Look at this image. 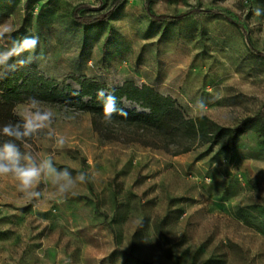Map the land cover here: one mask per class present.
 <instances>
[{
    "label": "rangeland",
    "instance_id": "374dc122",
    "mask_svg": "<svg viewBox=\"0 0 264 264\" xmlns=\"http://www.w3.org/2000/svg\"><path fill=\"white\" fill-rule=\"evenodd\" d=\"M115 4L108 23L80 24ZM4 26L0 52L24 37L39 43L0 71L31 56L59 79L75 72L110 86L151 84L222 127L264 114V0H0ZM40 108L53 110L52 122L22 157L38 167L51 159L74 187L62 195L66 181L42 172L29 200L0 176V264H264L261 124L234 152L209 144L182 152L186 139L166 150L133 126L96 127L89 112ZM17 112L26 114V103Z\"/></svg>",
    "mask_w": 264,
    "mask_h": 264
},
{
    "label": "trees",
    "instance_id": "16d2710c",
    "mask_svg": "<svg viewBox=\"0 0 264 264\" xmlns=\"http://www.w3.org/2000/svg\"><path fill=\"white\" fill-rule=\"evenodd\" d=\"M115 12L116 4L105 13L80 17L78 20L81 25L108 23ZM163 19L157 18L159 21ZM259 56L264 58V55ZM101 89L106 94L114 95L117 109L127 113V116L114 115L109 123L133 126L147 136L150 133L160 139L156 143L145 139L147 145L170 150V140L186 139L189 145L182 152L206 144L221 145L234 152L242 136L258 123L261 124V136L264 137L263 113L248 117L235 127H222L207 115L189 116L177 98L160 92L151 84H139L133 79H127L122 84L110 86L98 77L75 72H69L63 79H59L47 74L34 61H25L24 64L19 62L15 68L0 71V128L7 123L22 125L17 108L31 97L42 103L89 112L98 127V122L104 121L103 102L97 97V92ZM35 136L33 134L24 141H18L0 135V147L12 142L22 152L27 146L35 144ZM137 260L143 264H154Z\"/></svg>",
    "mask_w": 264,
    "mask_h": 264
},
{
    "label": "clouds",
    "instance_id": "9594fccd",
    "mask_svg": "<svg viewBox=\"0 0 264 264\" xmlns=\"http://www.w3.org/2000/svg\"><path fill=\"white\" fill-rule=\"evenodd\" d=\"M261 8L255 9V15L259 16L261 14ZM10 29L7 26L0 28V39H3L5 34L9 33ZM264 39V33L259 36ZM39 41L36 37H24L22 40H17L14 42L13 47L5 52H0V66L7 65L8 61L13 57H18L23 52H33L35 51ZM31 61V56L27 62ZM24 64L25 61H20ZM97 97L103 102V113L104 121L111 122L114 115L119 114L122 116H127V113L122 109H117V100L114 95L106 94L104 90H99L97 92ZM41 101L35 97L29 98L26 102L27 113L21 115L23 121L21 124L7 123L0 128V135L12 138L18 141H24L26 138H30L38 130L49 126L52 122L54 112L51 109L40 108ZM206 108V103L203 100L197 101V109L200 114H203ZM66 140L63 136L57 137V147L62 148ZM21 159L29 161L26 165L21 164ZM47 172L52 174L53 182L59 183L63 180L66 183L60 184L59 192L63 195L70 192L74 187V182L69 178V173L67 170L63 172H58L53 166L51 159H45L43 163L38 167L35 163H31V157L22 154L15 143L8 142L0 147V176H11L15 179L18 184V191L23 193L29 200L34 199L39 196V193L34 191L37 185L41 173ZM80 183H85L88 177L85 174H80L78 177Z\"/></svg>",
    "mask_w": 264,
    "mask_h": 264
}]
</instances>
